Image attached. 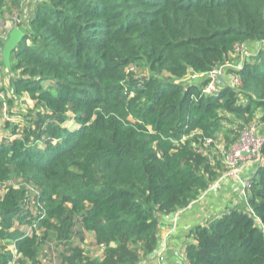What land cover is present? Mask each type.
<instances>
[{
    "label": "trees",
    "instance_id": "trees-1",
    "mask_svg": "<svg viewBox=\"0 0 264 264\" xmlns=\"http://www.w3.org/2000/svg\"><path fill=\"white\" fill-rule=\"evenodd\" d=\"M22 4L0 0V17L17 10L24 34L8 71L0 56L9 114L0 127V264H45L47 245L56 264H140L157 251L160 217L217 181L245 125L264 121V0ZM249 42L260 45L226 69L241 84L204 93L207 72ZM23 98L33 104L21 114ZM13 113L22 125L9 122ZM260 153L245 203L191 227L185 264H264V140Z\"/></svg>",
    "mask_w": 264,
    "mask_h": 264
},
{
    "label": "crops",
    "instance_id": "crops-1",
    "mask_svg": "<svg viewBox=\"0 0 264 264\" xmlns=\"http://www.w3.org/2000/svg\"><path fill=\"white\" fill-rule=\"evenodd\" d=\"M2 33L5 36L12 28L9 20L2 19L1 21ZM7 36V35H6ZM259 46L258 42L244 43V48L249 54ZM250 51V52H249ZM229 78V75L226 76ZM224 78L223 81L228 79ZM258 122V132L264 135V121L260 117H256ZM257 168L256 163L249 162L238 172L239 179H245L252 176ZM215 181L205 192L190 203L187 207L172 213L169 216H161L159 219V245L157 251L143 261V264H185L184 246L187 242V233L195 224L203 223V221L217 213L224 211L229 206L235 204H244L245 200L239 192V181L237 179H226L230 177H223ZM99 250V249H98ZM100 253V250H99ZM183 256H182V254ZM156 255V257H154ZM181 257V258H180ZM154 258V260H152Z\"/></svg>",
    "mask_w": 264,
    "mask_h": 264
},
{
    "label": "built area",
    "instance_id": "built-area-1",
    "mask_svg": "<svg viewBox=\"0 0 264 264\" xmlns=\"http://www.w3.org/2000/svg\"><path fill=\"white\" fill-rule=\"evenodd\" d=\"M30 1H35V0H23L22 5L26 7V4ZM21 17L22 16L19 14V12L15 10L10 16V20H9L10 24L12 26L18 27V24L21 23ZM244 49H245L244 44L242 43L235 44L233 52H238L239 55L241 56L240 59L239 60L226 59L224 64L207 72L206 75L210 78V81L203 88L202 91L204 93H211V92L217 91L221 84V79H219V77H222L224 80L225 74L227 76L229 75V79H228L229 84L233 86L234 88L238 87L241 84V81L238 75L235 74L234 72L226 73V69L229 68V69L237 70L238 68H240L242 61L246 58V57L245 58L243 57V54L246 53V50ZM233 52L230 55H232ZM129 70H135V66L130 65ZM197 76H198L197 74L192 73L190 74L189 77H186V80L188 79L193 80ZM3 108L5 109V104H3ZM257 126H258V122L255 120L245 125V127L240 133V138L238 142L232 145L230 152L225 157L227 169L225 170L222 176H224L231 169L238 167L240 164V161L243 158L248 160L249 162H254L257 165L261 163L262 158H261L260 148L264 140V135L259 134ZM221 149H223V146H221ZM250 177H247L243 179V181H241V185L243 187L248 186ZM240 194L245 198V194L243 190L242 192H240ZM33 231H35L34 221L33 223L27 225L24 232L28 235H31Z\"/></svg>",
    "mask_w": 264,
    "mask_h": 264
},
{
    "label": "rangeland",
    "instance_id": "rangeland-1",
    "mask_svg": "<svg viewBox=\"0 0 264 264\" xmlns=\"http://www.w3.org/2000/svg\"><path fill=\"white\" fill-rule=\"evenodd\" d=\"M1 21H2V18L0 17V37H1V33H2V26H1ZM11 25V24H10ZM11 27H13L12 25H11ZM6 33H7V31H6ZM2 37H5V36H2ZM260 45V44H259ZM259 47V46H258ZM257 47V48H258ZM1 48V47H0ZM245 50V49H244ZM250 52V51H249ZM255 52V50L253 51V53ZM251 54H249L248 53V50L246 51V53L245 54H243V57L245 58V57H247V56H250ZM240 55H239V53L238 52H233V54L232 55H229V57L228 58H226V59H229V60H231V59H234V60H239L240 59ZM136 69L137 70H140L141 69V67H136ZM145 72V70H144V68H142L141 69V72H140V74L139 75H142L143 73ZM227 76V75H226ZM226 76L224 77V78H226ZM226 79H229V78H226ZM3 79H1V69H0V83H1V81H2ZM22 104L21 105V109H22V112L20 111V113L21 114H24L25 113V111H27L29 108H31L32 107V101H28V99H21L20 101H19V104ZM21 114H18V115H15L14 113H13V115H15V116H13L12 118L14 119L13 121H10L9 120V122H11L12 124H18L19 126L20 125H22L23 124V121H21ZM8 117H9V114H8V112H6L5 111V109L1 106L0 107V127H2V126H4V122L6 121V120H8ZM65 125L67 126V127H69V128H74L75 126H76V124L73 122V121H68V122H66L65 123ZM6 128H4V130H5ZM7 132L9 133L10 132V129H8L7 130ZM240 161V160H239ZM246 163H249V161L248 160H246V159H242L241 161H240V164H239V166L238 167H235L234 169H231L229 172H227L223 177H230V178H226V179H232V178H234V179H237L238 178V181H239V192H242V190L244 191V194H245V196H246V186L245 187H243L242 185H241V181H243V179H239V177H238V172L244 167V165L246 164ZM257 165V164H256ZM258 166V165H257ZM225 172V171H224ZM223 172V173H224ZM223 175V174H222ZM221 175V176H222ZM237 177V178H236ZM220 179H222L221 177H220ZM216 183V182H215ZM214 183V184H215ZM212 185V184H211ZM210 185V186H211ZM209 186V187H210ZM0 192H2V191H0ZM205 192V191H204ZM203 192V193H204ZM202 193V194H203ZM201 194V195H202ZM244 198V197H243ZM245 199V198H244ZM91 236V235H90ZM88 237V240H87V242L85 243V245H86V248H87V250L92 254V256H94V257H96V256H99V250H98V248L97 247H95V245H94V242H93V240H92V238L91 237ZM76 241V240H75ZM47 248H48V250H44L43 252H42V256H41V258H43L44 260H45V264H56V262H55V251H54V248H51V249H49L50 248V246H48L47 245ZM58 249L60 250V247H58ZM56 254H57V251H56ZM182 254V253H181ZM182 256H183V254H182ZM181 258V257H180ZM184 258V257H183ZM152 260H154V258H152ZM145 261V260H144ZM180 263L181 264H183V262H182V259H180ZM140 264H143V261L140 263Z\"/></svg>",
    "mask_w": 264,
    "mask_h": 264
},
{
    "label": "water",
    "instance_id": "water-1",
    "mask_svg": "<svg viewBox=\"0 0 264 264\" xmlns=\"http://www.w3.org/2000/svg\"><path fill=\"white\" fill-rule=\"evenodd\" d=\"M23 35L24 34L19 27L13 26L6 36V39L0 50V56L6 71L9 70L10 66V54L15 49L16 45L20 42ZM219 79H221V81L223 80L222 77H219ZM111 245L114 246V243L112 242Z\"/></svg>",
    "mask_w": 264,
    "mask_h": 264
}]
</instances>
